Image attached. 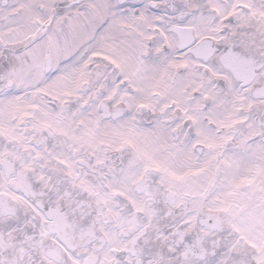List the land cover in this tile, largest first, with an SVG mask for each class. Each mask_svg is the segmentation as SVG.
Segmentation results:
<instances>
[{
	"label": "snow or ice",
	"instance_id": "snow-or-ice-1",
	"mask_svg": "<svg viewBox=\"0 0 264 264\" xmlns=\"http://www.w3.org/2000/svg\"><path fill=\"white\" fill-rule=\"evenodd\" d=\"M0 264H264V0H0Z\"/></svg>",
	"mask_w": 264,
	"mask_h": 264
}]
</instances>
